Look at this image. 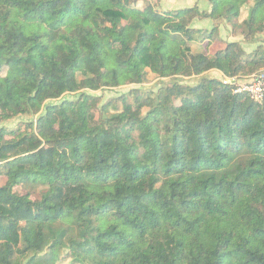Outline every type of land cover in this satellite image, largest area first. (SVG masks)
<instances>
[{"label":"trees","instance_id":"1","mask_svg":"<svg viewBox=\"0 0 264 264\" xmlns=\"http://www.w3.org/2000/svg\"><path fill=\"white\" fill-rule=\"evenodd\" d=\"M140 1L0 0V123L35 117L0 128V264H264V99L221 81L264 71V0ZM198 19L259 45L196 53Z\"/></svg>","mask_w":264,"mask_h":264},{"label":"rangeland","instance_id":"2","mask_svg":"<svg viewBox=\"0 0 264 264\" xmlns=\"http://www.w3.org/2000/svg\"><path fill=\"white\" fill-rule=\"evenodd\" d=\"M153 4L155 6H159L161 12H169V11H179L186 8H191L194 6H198L201 11H209V4L206 0H141L140 6L141 7H147L148 5ZM250 6H245L241 11L240 16V23L246 21L249 16V9ZM193 26L199 29L204 30L205 32H210L214 27H217L219 29V37L212 43L206 42H195L191 44L192 50L194 52H203L205 54L214 55L218 51L225 48L227 42H236L240 41L243 42L244 48L247 50V52L253 51L258 45L257 44H246L244 41V37L241 36L238 33H234L232 26H230L225 20L220 19L217 21H212L208 19L204 20H196L193 23ZM32 31L36 30V27H31ZM259 41L263 44L264 47V35L258 37ZM53 47H56L58 49L61 48V45L59 43L54 44ZM5 73H8L6 70ZM205 76L211 77V78H217L221 79L222 76L219 73L216 72H210L206 74ZM176 79H170L165 80L158 78L154 74H150L145 83L141 86H125L117 89H104L98 92H93L92 94L98 97L102 98V102L105 103L110 99L118 98L122 95L129 94L132 90H139L141 93L145 94H156L160 88L166 86L167 84L175 82ZM201 80V78L194 77V78H180L177 81L183 85L192 86L196 83H198ZM77 97V95H67L63 99L67 100H73ZM35 120V117L31 116H21L3 123H0V128H7V129H17L19 126L24 127L27 123ZM6 183V179L4 177L0 178V186H4ZM18 191L22 190L19 188ZM32 198L34 200H38L40 198L39 192H36L32 195ZM60 264H70L69 259H66L64 262Z\"/></svg>","mask_w":264,"mask_h":264},{"label":"built area","instance_id":"3","mask_svg":"<svg viewBox=\"0 0 264 264\" xmlns=\"http://www.w3.org/2000/svg\"><path fill=\"white\" fill-rule=\"evenodd\" d=\"M221 81L232 87L236 94H246L254 102L259 103L264 99V71L250 78L223 77Z\"/></svg>","mask_w":264,"mask_h":264}]
</instances>
